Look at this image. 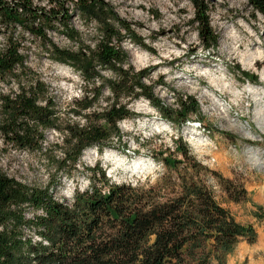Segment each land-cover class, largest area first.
<instances>
[{
  "label": "rangeland",
  "instance_id": "1",
  "mask_svg": "<svg viewBox=\"0 0 264 264\" xmlns=\"http://www.w3.org/2000/svg\"><path fill=\"white\" fill-rule=\"evenodd\" d=\"M5 1L13 5L17 0ZM58 1L70 9L69 24L79 31L76 40H70L63 33L59 22L57 28L47 31L48 39L44 40L19 24L10 25L0 13V49L13 34L25 59L16 75L0 78V94L14 97L24 88L30 93L31 87L39 83L34 89L41 97L39 103L50 100L54 104L63 128L61 131L47 129L43 147L35 149H22L0 136V173L29 185L51 184L50 191L57 200L72 204L76 191L91 188V183L101 185V170L110 183L145 189L158 187L164 176L176 178L177 171L167 168L163 158L173 152L177 159H184L175 151L181 140L204 166L243 183L248 190L246 200L235 202L215 177L207 179L219 202L236 220L253 225L258 233L254 243L242 240L238 244L228 256L229 264H264V96L257 103L248 89L264 86V15L255 12L249 0H202L208 5L207 15L219 36L216 46L207 47L200 34L202 27L196 18L194 0H104L131 26L135 35L131 38L122 30L126 37L122 41L113 40L128 55L123 68H132L133 73L144 71L143 81L153 87L156 101L162 102L173 114L180 107V98L187 96L197 98L200 111L179 126L146 96H121L120 102L136 113L118 122L121 138L114 136L112 145L104 150L96 145L87 147L76 164L59 169L58 161L64 157L66 148L65 138H70L67 126L83 129L87 125L85 114L103 112L109 107L115 96L104 84L118 79L119 75L110 68L99 67L100 77L88 81L73 66L54 59L51 43L89 51L103 36L99 23L86 21L73 0ZM32 3L33 7L46 11L59 5L56 0H32ZM140 39L143 44L137 42ZM133 48H139L147 60L139 61ZM258 52H262V57H258ZM251 54L255 58L250 65ZM62 69L68 72H60ZM243 70L256 75L257 81L245 79ZM219 80L223 81L215 85ZM100 86H104L102 94L91 109L79 115L71 112L76 100L87 95L92 97L95 88ZM108 152L123 161L114 164L107 160ZM142 160L146 162L142 168L128 170V165ZM32 214L31 210L28 216ZM27 233L38 239L34 231L27 230Z\"/></svg>",
  "mask_w": 264,
  "mask_h": 264
},
{
  "label": "trees",
  "instance_id": "2",
  "mask_svg": "<svg viewBox=\"0 0 264 264\" xmlns=\"http://www.w3.org/2000/svg\"><path fill=\"white\" fill-rule=\"evenodd\" d=\"M56 1V9L46 11L33 7L32 0H17L13 5L0 0V13L10 25L19 24L44 40L48 39L47 31L57 28L59 22L63 33L76 40L79 31L69 24L70 9L64 2ZM249 2L255 12L264 15V0ZM73 3L86 21L99 23L103 36L89 51L51 43L54 59L73 66L88 81L100 77L99 67L112 69L119 78L104 84L115 96L109 107L103 112L85 114L87 125L83 129L67 126L70 138H65L59 169L76 164L87 147L96 145L104 150L112 145L114 136L121 138L118 122L136 115L120 102L121 96H146L179 126L200 111L197 98L187 96L180 98V107L173 114L156 101L153 87L143 81L144 71L133 73L132 68H123L128 55L113 40L126 37L122 30L131 38L135 35L104 0ZM194 3L206 46H216L219 36L207 15L208 5L202 0ZM137 42L143 44L142 39ZM19 46L11 34L0 49V78L16 75L18 67L24 65ZM242 73L245 79L257 81L256 75L244 70ZM104 86L95 88L92 97L76 100L71 112L79 115L91 109ZM36 87H31L30 93L24 88L14 97L0 94V136L22 149L42 148L47 129H63L54 104L50 100L39 103L41 97L34 92ZM175 151L184 159H177L170 152L163 161L167 168L177 171L176 178L164 176L158 187L145 189L110 183L101 170V185L91 183V188L76 191L72 204L57 200L50 191L51 184L29 185L0 173V264H229L228 256L238 244L242 240L254 243L258 233L253 225L236 220L216 198L207 179L215 177L235 202L246 200L248 190L243 183L204 166L183 141L176 144ZM31 210L33 214L28 216ZM27 230L34 231L38 239Z\"/></svg>",
  "mask_w": 264,
  "mask_h": 264
},
{
  "label": "bare ground",
  "instance_id": "3",
  "mask_svg": "<svg viewBox=\"0 0 264 264\" xmlns=\"http://www.w3.org/2000/svg\"><path fill=\"white\" fill-rule=\"evenodd\" d=\"M133 54L138 58L139 61L147 60V56L145 54H143L142 52H140L139 48H133ZM258 57H262V52H258ZM254 58H255V55L251 54V58H250L248 64H250V65L253 64V59ZM60 72L67 73L68 71L62 69V70H60ZM263 79H264V77H263ZM222 81L223 80H219L218 82H215V85H218ZM225 84H226V82H225ZM248 89H250L251 94H254V96L256 97V102L257 103H261L262 97L264 96V86L261 85V86H257V87H250ZM261 122H263V121H261ZM232 125H236V124L232 123ZM105 158L107 160L114 161V164H120L123 161L122 158H120V156L115 155L113 152H108L105 155ZM144 163H146V162H144L142 160L140 162H136L133 165H128V170L130 172L137 171V170H139V168H142L141 166ZM257 163H261V162H257Z\"/></svg>",
  "mask_w": 264,
  "mask_h": 264
}]
</instances>
